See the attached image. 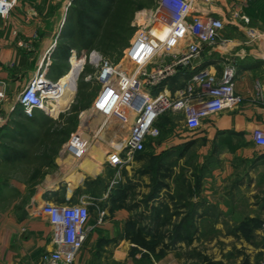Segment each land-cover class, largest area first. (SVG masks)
I'll return each instance as SVG.
<instances>
[{
	"label": "crops",
	"instance_id": "crops-1",
	"mask_svg": "<svg viewBox=\"0 0 264 264\" xmlns=\"http://www.w3.org/2000/svg\"><path fill=\"white\" fill-rule=\"evenodd\" d=\"M69 1L17 0L9 17L0 19V79L8 91L1 109L5 114L15 111L17 94L37 72L45 69L47 57L50 62L46 67L47 79L55 82L66 75L53 66L52 58L73 5L66 10ZM194 12L223 22L219 43L204 49L194 59L190 71L167 81L162 88L169 96H175L195 73L206 71L219 80L230 69L242 103L204 118L195 130L187 127L182 112L167 110L155 124L158 135L148 138L149 143L153 142L149 152L153 161H157L169 153L171 146L167 141L175 138V146L185 155L194 150L202 160H215L218 156L222 166L220 170H212L213 177H217L219 184L226 182L227 191H203L181 197L180 202H176L171 192L147 190L135 191L134 200L114 191L74 197L76 189L54 188L51 179L48 185L37 189L30 202L15 209L18 215L9 210L0 216V264H42L43 255L55 249L52 225L42 212L47 203H77L82 198L89 202L87 236L74 264H142L143 259L147 264H157L153 255L158 248L164 251L163 264H182L187 236L165 237L154 251L136 239L154 246L155 240L146 234L151 230L150 223L164 222L165 229L169 224L170 231L172 223L176 224L174 231L181 234L190 229L186 217L195 216V225H201L205 222L206 209L209 210L206 215L223 218L217 222L219 226L223 220L234 224L236 217H264V147L257 145L253 138L256 129H264V0H197ZM100 161L101 166L103 157ZM137 166L135 163V169ZM158 169L161 172L166 167L158 166ZM85 174L83 171L76 175L82 181ZM94 176H103L101 169ZM136 182L139 181L135 177ZM85 188L82 186L80 190L84 192ZM204 198L210 201L206 205ZM177 216L178 221L171 219L167 223L168 217ZM230 241L222 239L223 243ZM213 261L220 262L217 258Z\"/></svg>",
	"mask_w": 264,
	"mask_h": 264
},
{
	"label": "rangeland",
	"instance_id": "rangeland-1",
	"mask_svg": "<svg viewBox=\"0 0 264 264\" xmlns=\"http://www.w3.org/2000/svg\"><path fill=\"white\" fill-rule=\"evenodd\" d=\"M157 1L73 0L52 59L53 66L66 74L54 86V92L71 81L74 95L69 102L53 104L55 113L51 115L36 112L32 121L16 111L0 130V216L9 210L18 215L15 209L30 202L37 189L48 185L51 179L54 188L76 189L74 197L114 191L134 200L135 191L147 190L171 192L176 202H180L181 197L203 191H227L226 182L219 184L217 177H213L212 170H220L222 166L219 157L202 160L194 150L185 155L175 146V138L167 141L171 146L169 153L157 161L150 157L153 142L147 141L144 151L133 153L123 166L111 167L105 162L115 144H124L131 118L125 108L108 113L112 105L106 99L117 96L116 84L112 82L104 87L99 83L96 68L88 58L96 51L108 62L132 69L124 60V51L143 27L139 20L144 12L154 9ZM96 3L100 5L98 10L93 8ZM91 20L99 25H91ZM81 25L94 31V35L86 36ZM73 54L78 59L72 57ZM80 59L85 65L82 70ZM100 154L104 159L101 166L102 157H97ZM135 163L139 165L136 169ZM158 166L166 169L160 172ZM100 169L103 176L95 177ZM82 170L87 174L81 181L76 174L83 173ZM135 177L139 182L135 183ZM82 186L86 187L84 192L80 190ZM202 201L205 205L210 202L206 198ZM206 213L208 209L204 211L205 222L201 225H195V216L186 217L190 229L181 234L174 231L176 224L172 223L170 231L169 224L165 229L164 222L158 221L150 223L151 230L146 224L150 230L146 234L158 242L165 237L187 236L182 264H264V237L261 235L264 217L241 216L236 217L234 224L223 220L219 226L217 222L223 218ZM171 219L178 221L180 217H168L167 223ZM228 238L230 246L222 242ZM213 241L215 246L211 245ZM153 256L157 264H163V248H158ZM215 258L220 262L213 261ZM141 263L147 264L145 259Z\"/></svg>",
	"mask_w": 264,
	"mask_h": 264
},
{
	"label": "built area",
	"instance_id": "built-area-1",
	"mask_svg": "<svg viewBox=\"0 0 264 264\" xmlns=\"http://www.w3.org/2000/svg\"><path fill=\"white\" fill-rule=\"evenodd\" d=\"M16 1L0 0V19L9 17ZM196 1L158 0L154 9L144 12V17L139 20L143 27L124 51V60L132 65V69L116 66L96 51L90 53L89 63L96 68L97 81L104 87L115 82L117 87V96L106 99L112 105L108 113L119 108L130 112V130L124 144H115L107 153L106 161L112 167L123 166L133 153L144 151L148 138L158 135L155 124L167 110L182 112L187 127L195 130L204 118L242 103L235 90L234 72L230 69L224 71L219 80L206 71L195 73L175 96H169L162 88L167 81L190 71L194 59L204 49L219 43L223 22L215 17L196 15ZM72 3L73 0L68 2L66 10ZM72 57L78 59L75 54ZM47 58L45 69L37 72L17 96L16 106L27 118L33 117L36 111L52 114L54 86L60 79L53 82L45 77L50 63ZM80 62L82 70L84 60L80 59ZM7 97L6 84L0 79V129L10 118V114L1 110ZM253 138L257 145L264 147V129H256ZM42 212L52 225L55 245L53 251L43 255L42 264H74L87 236L89 202L82 198L77 203H47ZM261 232L264 236V223Z\"/></svg>",
	"mask_w": 264,
	"mask_h": 264
},
{
	"label": "bare ground",
	"instance_id": "bare-ground-1",
	"mask_svg": "<svg viewBox=\"0 0 264 264\" xmlns=\"http://www.w3.org/2000/svg\"><path fill=\"white\" fill-rule=\"evenodd\" d=\"M74 92H75V88L72 82L71 81L66 82L59 90L53 92L54 93V95L52 96L54 97L53 104H56L58 106L62 103L69 102L72 99ZM52 113L55 112L52 110Z\"/></svg>",
	"mask_w": 264,
	"mask_h": 264
},
{
	"label": "trees",
	"instance_id": "trees-1",
	"mask_svg": "<svg viewBox=\"0 0 264 264\" xmlns=\"http://www.w3.org/2000/svg\"><path fill=\"white\" fill-rule=\"evenodd\" d=\"M94 9L98 10L100 8V5H97V3L95 4V7H93ZM95 10V11H96ZM90 24L93 25V26H98V22L96 20H91L90 21ZM81 29L83 31H85V35H94V31H89L88 28H86L85 26L81 25ZM16 111H19L20 114H22V116L25 118V119H29L30 121L34 120L35 116H36V112H39V111H36L35 114L33 115V117L31 118H27L24 116L21 108L19 106L16 107L15 111L10 115V118H12L15 114ZM9 118V119H10ZM2 129V128H1ZM0 129V130H1ZM3 130V129H2ZM136 239V238H135ZM136 241H139V243L143 246H145V248H147L149 251H154L155 250V247L158 245V241L155 240V243H154V246H147L146 243L142 240V239H136ZM211 264H215V263H211Z\"/></svg>",
	"mask_w": 264,
	"mask_h": 264
}]
</instances>
